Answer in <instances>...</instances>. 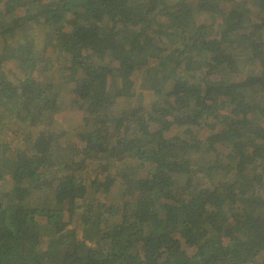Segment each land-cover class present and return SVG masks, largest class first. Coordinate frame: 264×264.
Returning <instances> with one entry per match:
<instances>
[{
  "label": "trees",
  "instance_id": "obj_1",
  "mask_svg": "<svg viewBox=\"0 0 264 264\" xmlns=\"http://www.w3.org/2000/svg\"><path fill=\"white\" fill-rule=\"evenodd\" d=\"M0 264H264V0H0Z\"/></svg>",
  "mask_w": 264,
  "mask_h": 264
},
{
  "label": "rangeland",
  "instance_id": "obj_2",
  "mask_svg": "<svg viewBox=\"0 0 264 264\" xmlns=\"http://www.w3.org/2000/svg\"><path fill=\"white\" fill-rule=\"evenodd\" d=\"M140 78V77H139ZM138 94H139V89H138V87H137V85H135L134 86V89H133V95L129 98V100H130V102H136V100H137V97H138ZM141 100L144 102V103H148L150 100H151V95L149 94V93H146V94H144L143 96H142V98H141ZM141 105H143L142 107H144L145 105L144 104H141ZM63 113H60V114H58L57 115V117H56V119H57V122H58V124H59V126L60 125H63V123H64V121H63V119H66V121L68 122V118H70L71 116L70 115H72V113H71V111H68V109L67 110H64V111H62ZM70 112V113H69ZM76 113L78 114V115H81V112L80 111H76ZM73 118V117H72ZM76 124V123H75ZM64 126V125H63ZM62 126V127H63ZM173 130H175L174 128H172L171 129V131H173ZM66 216L68 215V213H66L65 214ZM71 216V215H70ZM74 219V221H73V223L71 224V226H73L74 227V224H76V221H77V219L76 218H73Z\"/></svg>",
  "mask_w": 264,
  "mask_h": 264
}]
</instances>
